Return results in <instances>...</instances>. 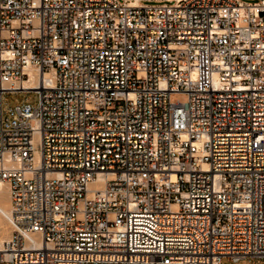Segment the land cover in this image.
<instances>
[{"label": "built area", "instance_id": "2783aa9c", "mask_svg": "<svg viewBox=\"0 0 264 264\" xmlns=\"http://www.w3.org/2000/svg\"><path fill=\"white\" fill-rule=\"evenodd\" d=\"M0 179V264H260L264 0H0Z\"/></svg>", "mask_w": 264, "mask_h": 264}, {"label": "rangeland", "instance_id": "374dc122", "mask_svg": "<svg viewBox=\"0 0 264 264\" xmlns=\"http://www.w3.org/2000/svg\"><path fill=\"white\" fill-rule=\"evenodd\" d=\"M188 99V94L184 92H176V93H171V100H182V101H187ZM39 102V94L36 91H28V92H16V93H8L5 97V105L8 106H17L23 103H29L33 107H36ZM8 191V185H7V190ZM8 193V192H7ZM6 195V193L4 192ZM4 195V196H5ZM7 222H5L6 224ZM9 223L6 224V227L8 226ZM8 230V235L10 236L12 227L9 226L7 227ZM247 262L246 260L243 261V263ZM260 264H264V260L261 261Z\"/></svg>", "mask_w": 264, "mask_h": 264}, {"label": "bare ground", "instance_id": "6f19581e", "mask_svg": "<svg viewBox=\"0 0 264 264\" xmlns=\"http://www.w3.org/2000/svg\"><path fill=\"white\" fill-rule=\"evenodd\" d=\"M34 83H35L34 77H31V80L28 81L25 80L22 84L25 87H28ZM7 185H8V191H7L8 193L5 191V189L7 190ZM4 192L6 193V195L4 194ZM10 215H11V201L9 197V184L7 181L0 179V245L10 237L8 235L9 229H7V227L10 224L9 223ZM5 222L9 223L7 227H6L7 223L5 224Z\"/></svg>", "mask_w": 264, "mask_h": 264}]
</instances>
